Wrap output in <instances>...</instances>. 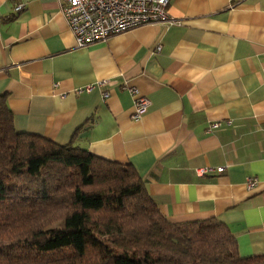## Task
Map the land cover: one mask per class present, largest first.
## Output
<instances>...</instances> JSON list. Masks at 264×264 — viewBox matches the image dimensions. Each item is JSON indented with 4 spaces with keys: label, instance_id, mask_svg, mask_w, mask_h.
<instances>
[{
    "label": "crops",
    "instance_id": "0c3cea01",
    "mask_svg": "<svg viewBox=\"0 0 264 264\" xmlns=\"http://www.w3.org/2000/svg\"><path fill=\"white\" fill-rule=\"evenodd\" d=\"M167 11L78 47L59 0H0V93L16 130L132 164L171 222L218 218L242 257H264V0ZM132 86L151 101L137 120Z\"/></svg>",
    "mask_w": 264,
    "mask_h": 264
},
{
    "label": "trees",
    "instance_id": "16d2710c",
    "mask_svg": "<svg viewBox=\"0 0 264 264\" xmlns=\"http://www.w3.org/2000/svg\"><path fill=\"white\" fill-rule=\"evenodd\" d=\"M0 264H264L218 218L171 222L130 163L16 130L0 93Z\"/></svg>",
    "mask_w": 264,
    "mask_h": 264
},
{
    "label": "built area",
    "instance_id": "2783aa9c",
    "mask_svg": "<svg viewBox=\"0 0 264 264\" xmlns=\"http://www.w3.org/2000/svg\"><path fill=\"white\" fill-rule=\"evenodd\" d=\"M62 12L75 36L78 47H86L97 42L107 41L115 34L127 31L149 23L172 22L167 11L170 0H59ZM19 4L16 10L23 9ZM109 80L98 81L97 85L103 87ZM94 85H87L85 90L90 91ZM82 89H76V92ZM134 96L135 110L132 117L137 120L149 109L151 101L141 95L134 86L129 87ZM109 92L103 91L106 98ZM221 123H211L208 130L220 127ZM224 167L211 166L198 167L199 175L212 172H222ZM258 179L249 177L247 186L251 189L256 186Z\"/></svg>",
    "mask_w": 264,
    "mask_h": 264
}]
</instances>
